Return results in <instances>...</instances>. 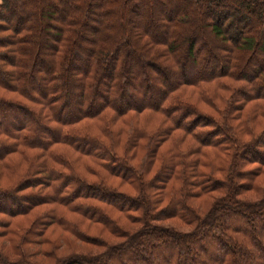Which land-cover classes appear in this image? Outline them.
Here are the masks:
<instances>
[{"label": "trees", "instance_id": "obj_1", "mask_svg": "<svg viewBox=\"0 0 264 264\" xmlns=\"http://www.w3.org/2000/svg\"><path fill=\"white\" fill-rule=\"evenodd\" d=\"M77 1L60 14L62 0H0V163L13 177L20 170L13 184L0 185V211L13 218L47 205L18 237L28 241L33 232L34 242H46L55 224L104 246L53 264H264V191L236 196L264 173V121H257L264 118V60L251 70L264 52V0H189L197 13L208 12L206 33L217 40L209 55L195 34L199 15L170 9L130 23L117 4L136 14L142 0ZM237 20L241 28L231 33ZM189 65L202 72L187 76ZM186 86L198 90L183 92ZM210 148L229 157L228 172L224 159L212 164ZM82 157L90 162L78 166ZM221 189L205 214L188 203ZM101 203L142 226L120 233ZM166 218L194 226L156 222ZM90 222L124 239L105 242L89 233ZM1 225L10 232L9 220ZM168 244L167 258L149 262ZM0 264L40 263L0 250Z\"/></svg>", "mask_w": 264, "mask_h": 264}, {"label": "rangeland", "instance_id": "obj_2", "mask_svg": "<svg viewBox=\"0 0 264 264\" xmlns=\"http://www.w3.org/2000/svg\"><path fill=\"white\" fill-rule=\"evenodd\" d=\"M62 4L59 5L58 10L59 13H64L65 12H71L72 10V5L75 2H78L77 0H62ZM163 3H159L157 0H142L141 4H140V9L138 13H134L132 12V10L128 9L127 6H123L122 4L118 3V9L120 7V14H122V16H127L129 22L131 23H136L141 16H153L156 20L159 18H162L164 16H167V14L169 13V10L171 9L173 14L177 12H179L181 9H183L185 12H188L189 14H195V15H199V17L197 16V23H196V27H197V32H195L196 35H198L197 37H200L202 39V43H203V47L205 48L206 53L209 55L210 52L213 50L214 45L217 43V40L212 39L211 37H208V34L206 33L207 31V15L208 12H204V14H202L201 12H196L195 8H194V4L189 1V0H165L162 1ZM106 7H109V5H106ZM46 10H50V8L46 7ZM214 11L218 12L219 11V7L215 6L214 7ZM241 11L246 12L245 9L241 8ZM215 12L213 13L214 17H215ZM175 15V14H174ZM173 15V16H174ZM206 16V18H204L203 16ZM241 28V23L239 20L235 21L232 29H231V33L239 31ZM256 32H260V24L256 23L254 26ZM163 31V32H162ZM162 31H161V35L163 36L165 29L162 27ZM193 31V30H192ZM81 32H83L85 35L87 36H94L93 32L90 31L86 26H83L81 28ZM186 47H183L181 49V57H179V59L181 60V63L185 64L188 63L186 62ZM264 60V52L261 51H257V56L256 59L252 62L253 64L251 65V70L256 68L258 66V63L262 62ZM187 65V64H185ZM185 71L183 70V72H185V74H187V76L192 75L195 72H202L201 69H196L193 70L191 68V66H186V68H184ZM216 69H219V67H216ZM250 70V72H251ZM164 68H161V72L164 75L165 73H163ZM195 71V72H194ZM208 70H206L205 72H208ZM165 72V71H164ZM176 79L175 78L172 79V81ZM213 84H200L198 85L199 89L201 86H210ZM213 87V86H210ZM190 90H198L197 87H190V86H186L183 88V92L184 91H190ZM251 102L248 103L244 109H243V113L246 114L248 110H250V106H251ZM141 118H143V116H140ZM257 121H264V118L259 115L257 117ZM211 152L209 153V158L212 162V164L214 165H219L221 163V161H223L224 159V170L225 173L228 172V166H229V157L226 159L227 156H225V158H223V155L221 153L218 154L219 150L222 149H217V148H210ZM222 156V159L219 160V158H217V156ZM202 158H204L202 156ZM92 159V158H91ZM83 160H87L90 162V160L86 157H82L81 160L77 161V165L79 166L80 163H83ZM222 163V164H223ZM251 164L247 163L245 165V167H250ZM223 167V166H222ZM84 173H86V170H83ZM102 173L104 174V171L102 170ZM219 175V174H218ZM20 176V170L18 175H16L15 177H13V175L11 174V170L8 169H4L2 164L0 163V185L2 186H9V184H13L14 181H16V179H18ZM88 176L91 178V180L96 181L97 179H99L98 177H96L95 175H90L88 174ZM223 176V171H222V175ZM114 180V179H113ZM115 180L119 181L118 177H115ZM114 180V181H115ZM116 182V181H115ZM252 185L255 187L252 191H246V190H241L237 193V197L239 198H245V199H255L257 197H259L260 195L263 194L264 191V173H260L258 176H256L253 180H252ZM126 186V185H125ZM125 186H123V188H125ZM132 192L136 193V190L134 189ZM151 192H154V189L152 190L151 188ZM223 194V190L221 189L220 191H213L212 193H208V194H203L201 196H197V197H190L188 198V203H190L192 205V207H194L196 209V212L198 213H202L205 214L206 212H208L209 208L212 206V204L214 203V200L217 197H220ZM90 204H99V202H95L94 199L89 200ZM2 206L6 207L10 205V200L6 201H2L1 202ZM101 205H106V204H102ZM47 207V205H42V206H38L35 207L32 211H30L28 214L25 215H19L13 218H9L6 213H3L0 211V250L2 252H4L5 254L13 257L19 253H24L26 254L29 258L37 261L40 264H53L55 259L57 257L66 255L68 253H71L73 251H84V252H91V253H99L104 246L102 245H95V244H89V243H85L83 241H81L80 239H78L73 233H70L66 230L63 229V227L59 226V225H51L48 226L45 230V235H48L49 239L46 242H34V240L38 239L36 234L30 233L28 236V241H23L21 238H19V235H23V232L21 231V227L26 228L30 222L32 217H34L37 214H42V212L44 211V209ZM61 210H63V207L59 208ZM104 209H106V211L112 213L113 216L117 217L118 223H120V233H126L128 231H134L135 229L139 228L140 226H142V223L140 221L138 222H133L131 223L130 221H128L126 218H124L122 215H126V211H119V210H114V208H112L110 205H106V207L104 206ZM122 212V213H120ZM50 212H48L49 214ZM138 214H140V210L137 212ZM73 214V213H72ZM52 215V214H50ZM119 215V216H118ZM221 215H223V212L221 213ZM227 215V214H225ZM225 218L227 220H229V216H225ZM10 221V225L8 230H10V232L5 233L4 232V226L1 225L2 221ZM231 220V219H230ZM259 220L257 219V224L259 223ZM156 222L161 223L163 225L166 226H172L178 229H181L183 231L185 230H189L190 228H192L194 226V224H190V225H186L184 224L182 221H180L178 218H166V219H159ZM232 222L234 224H241L240 221H236L234 219H232ZM263 223V221H262ZM264 224V223H263ZM88 226V225H87ZM90 228H88L87 230L89 231V233H92L93 235H97L100 236L105 242H110V243H115L117 241H121L124 239L123 236H121L120 234H112L109 231H107V229H102L101 224L100 223H95V222H90L89 223ZM43 228V226H42ZM101 229V230H100ZM247 232L249 234V228H246ZM11 230H13L15 232V234H11L13 233ZM99 231H102L103 233H100ZM31 240V241H30ZM157 248V251L161 249V247H159L160 249ZM165 249L160 252L162 254H160L159 252L153 253V257L152 259L149 260V262L152 261H156L157 258H159V256H163L164 258H167V256L171 253L172 251V246L170 244L166 245L164 247ZM163 249V248H162ZM49 251V252H48ZM216 252V250L214 248H209L208 250V255L212 256L214 253ZM31 256V257H30ZM114 262H117L118 259L116 258L115 260H113Z\"/></svg>", "mask_w": 264, "mask_h": 264}]
</instances>
